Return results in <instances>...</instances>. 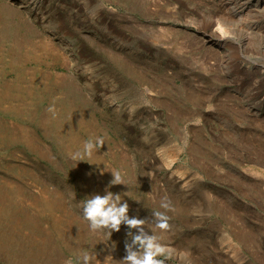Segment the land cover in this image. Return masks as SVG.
<instances>
[{
  "label": "rangeland",
  "instance_id": "374dc122",
  "mask_svg": "<svg viewBox=\"0 0 264 264\" xmlns=\"http://www.w3.org/2000/svg\"><path fill=\"white\" fill-rule=\"evenodd\" d=\"M255 1L0 0V264H120L126 226L109 238L82 214L106 188L165 264H264Z\"/></svg>",
  "mask_w": 264,
  "mask_h": 264
},
{
  "label": "clouds",
  "instance_id": "9594fccd",
  "mask_svg": "<svg viewBox=\"0 0 264 264\" xmlns=\"http://www.w3.org/2000/svg\"><path fill=\"white\" fill-rule=\"evenodd\" d=\"M101 146H103L102 138H97L94 142L85 141L83 153L91 155ZM72 159L79 161L81 153H73ZM111 174L113 178L109 186L124 185L119 171L114 170ZM81 206L83 219L88 222L91 231L107 230L105 234L110 238L113 232L120 231L121 225L129 230L126 236L130 238V242H125L126 255L120 260V264H165V259L170 258L171 250L162 245L155 234L145 229V220L129 216V205L122 199L121 193H113L106 188L103 195H90L82 201ZM160 206L166 210L170 209L166 201H162ZM152 215L156 219V228L167 230L170 227L169 217L165 213L154 211ZM93 259L95 257L87 252L82 256L83 264H89ZM66 264H71V261H67Z\"/></svg>",
  "mask_w": 264,
  "mask_h": 264
},
{
  "label": "bare ground",
  "instance_id": "6f19581e",
  "mask_svg": "<svg viewBox=\"0 0 264 264\" xmlns=\"http://www.w3.org/2000/svg\"><path fill=\"white\" fill-rule=\"evenodd\" d=\"M255 5H264V0H256ZM217 25H219V24H217ZM224 30H225L224 27L219 26L218 36H220V38L226 36L224 33Z\"/></svg>",
  "mask_w": 264,
  "mask_h": 264
}]
</instances>
